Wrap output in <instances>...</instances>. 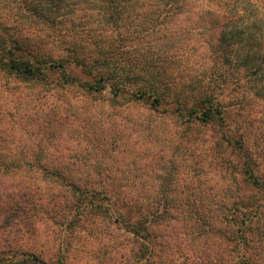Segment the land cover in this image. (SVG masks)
<instances>
[{"label": "rangeland", "instance_id": "374dc122", "mask_svg": "<svg viewBox=\"0 0 264 264\" xmlns=\"http://www.w3.org/2000/svg\"><path fill=\"white\" fill-rule=\"evenodd\" d=\"M9 13L0 2V16L5 19ZM78 21L77 26L63 25L54 33L43 31L44 53L61 54L60 45L50 41L57 35L77 47L87 45L88 39L98 38L97 35L106 41L115 36L111 31L91 29L88 37L89 31L84 27L82 30ZM209 22L198 23L189 35L179 29L180 25L187 27L182 16L168 25L171 34H159L165 25L153 31L147 26L152 36L146 40L153 45L136 39L128 47L139 54H159L157 60L164 62L166 70L172 66L177 86L187 94L195 93L193 89L199 87V81L205 83L209 79L230 115L231 133L241 137L264 170V94L255 96L247 87L242 93L238 86L245 79L242 69L227 67L211 53L205 41L214 36L217 28ZM121 32L124 34L125 30ZM22 34L36 41L38 33L26 27ZM173 62L176 64L171 65ZM217 73L221 78L214 82ZM75 93L53 86H27L0 74V129L13 132L10 137H2L8 143L4 141L5 150L1 153L19 156L17 149L24 148L21 155L31 157L32 148L38 147L43 161L69 164L67 170L60 166L63 174L114 178L111 190L114 185L119 186L128 194V205H133L134 200L140 211L148 209L156 216L153 227L157 237L149 264H237L239 253L247 259L242 264H264V237L259 241L253 234V230L264 234V194L259 195L260 220H253L250 228L244 227V238H238V227H243L239 224V211L247 209L244 203L253 191L239 173L237 148L221 142L217 147L215 139L219 134L209 128L187 135L158 114L149 116L141 106L119 107L109 101L108 89L101 100ZM26 222L31 223L28 219ZM86 226L53 243L49 236L40 233L43 225H13L12 230L1 220L0 244L8 236L13 237L14 245L30 247V251L41 254V259L51 260V264H131L128 251L132 245L126 242L125 235L100 224L96 233ZM136 261L134 264H148Z\"/></svg>", "mask_w": 264, "mask_h": 264}, {"label": "trees", "instance_id": "16d2710c", "mask_svg": "<svg viewBox=\"0 0 264 264\" xmlns=\"http://www.w3.org/2000/svg\"><path fill=\"white\" fill-rule=\"evenodd\" d=\"M0 2L1 8L11 12L5 19L0 16V74L5 78L35 88L53 86L69 89L70 93L77 91L97 100H101L108 89L109 101L119 107L141 106L149 116L158 114L187 135L209 128L219 134L215 139L217 147L221 142L232 149L237 148L235 157L239 173L246 187L253 191L246 197L244 204L247 209L239 211L242 219L239 224L243 227H238V238H244L245 228L252 227L253 220H260L259 195L264 194V170L254 160L241 137L231 133L230 115L212 82L209 79L205 83L199 81V87L193 89L195 93L187 94L177 86L172 66L166 70L164 62L157 60L159 54L152 51L139 54L128 46L133 40L145 41L152 36L148 27L153 31L165 25L159 34L163 31L170 33L168 25L182 16L187 27L180 25L179 29L189 35L192 29H197L198 23L209 19V23L217 28L214 36H208L205 41L211 53L221 58L227 67L242 69L245 79L238 83L242 93L247 87L255 96H262L264 0ZM77 21L82 30L84 27L89 31L88 37L91 29L92 32L98 30L101 33L111 31L115 36L107 37L106 41L97 35L98 38L88 39L87 45L77 47L57 35L50 41L60 45L58 50L61 54L51 56L44 53L42 47L46 39L42 37L43 31L54 33L63 25L69 28L77 26ZM26 27H32L38 33L36 41L22 34ZM122 29L125 30L124 34ZM173 33L171 36H174ZM145 42L153 45L149 40ZM185 59L188 60V57ZM174 64L176 62L171 63ZM217 75L214 82L221 78V75ZM11 133L0 129V221H6L12 230L13 225H43L40 233L49 236L53 243L58 238H69L80 228H87L86 225L91 226L95 233L99 224L111 227L125 235L126 242L132 245L128 251L131 264H134V259H137L136 262L144 260V263H151L153 241L157 236L153 227L156 216L150 210L140 211L134 200L133 205H128V194L121 191L119 186L114 185L111 190L110 187L116 182L114 178L100 174L61 173L62 165L43 161L38 147L32 148L34 156L31 157L21 155L24 148L17 149L19 156L3 155L1 151L5 150L3 146L8 140L2 137H10ZM68 165L62 167L67 170ZM165 213L169 215L167 211ZM27 219L31 223L26 222ZM14 220L23 224H16ZM253 234L259 241L264 237L260 230L258 233L253 230ZM13 240L8 236L0 244V264H51V260L38 257L41 255L39 252L35 254L30 247L14 245ZM243 250L246 252V249ZM244 257L239 253L237 264H242Z\"/></svg>", "mask_w": 264, "mask_h": 264}]
</instances>
